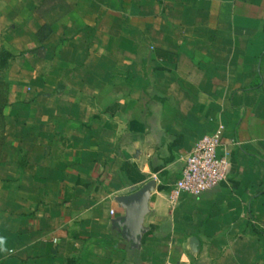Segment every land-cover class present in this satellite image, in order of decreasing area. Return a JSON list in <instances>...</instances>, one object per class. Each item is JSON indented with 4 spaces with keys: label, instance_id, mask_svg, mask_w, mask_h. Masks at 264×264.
Here are the masks:
<instances>
[{
    "label": "crops",
    "instance_id": "1",
    "mask_svg": "<svg viewBox=\"0 0 264 264\" xmlns=\"http://www.w3.org/2000/svg\"><path fill=\"white\" fill-rule=\"evenodd\" d=\"M0 14L25 56L0 264H264V0H1ZM218 131L227 182L173 201ZM141 190L134 234L125 199Z\"/></svg>",
    "mask_w": 264,
    "mask_h": 264
},
{
    "label": "built area",
    "instance_id": "2",
    "mask_svg": "<svg viewBox=\"0 0 264 264\" xmlns=\"http://www.w3.org/2000/svg\"><path fill=\"white\" fill-rule=\"evenodd\" d=\"M230 173L229 151L223 147L222 131L207 135L188 156L172 190V199L176 201L183 195L200 197L227 182Z\"/></svg>",
    "mask_w": 264,
    "mask_h": 264
},
{
    "label": "rangeland",
    "instance_id": "3",
    "mask_svg": "<svg viewBox=\"0 0 264 264\" xmlns=\"http://www.w3.org/2000/svg\"><path fill=\"white\" fill-rule=\"evenodd\" d=\"M1 1V0H0ZM1 15V14H0ZM12 25L3 23L0 18V198L3 190L1 180V165L4 159L5 151L7 150V116L9 113V96L11 93V81L17 80V74L21 73L18 66L25 62V56L16 53L13 54L9 51L11 49L10 40L7 34L9 27ZM9 57H8V55ZM20 71V72H19ZM66 264H89L84 262L81 258H72Z\"/></svg>",
    "mask_w": 264,
    "mask_h": 264
},
{
    "label": "water",
    "instance_id": "4",
    "mask_svg": "<svg viewBox=\"0 0 264 264\" xmlns=\"http://www.w3.org/2000/svg\"><path fill=\"white\" fill-rule=\"evenodd\" d=\"M146 191L141 190L136 194L129 196L125 199V202L131 206L132 215L129 219V225L131 227V232L134 234L138 233L139 221L143 209V202L145 201Z\"/></svg>",
    "mask_w": 264,
    "mask_h": 264
},
{
    "label": "trees",
    "instance_id": "5",
    "mask_svg": "<svg viewBox=\"0 0 264 264\" xmlns=\"http://www.w3.org/2000/svg\"><path fill=\"white\" fill-rule=\"evenodd\" d=\"M8 55V54H7ZM8 57H9V55H8Z\"/></svg>",
    "mask_w": 264,
    "mask_h": 264
}]
</instances>
